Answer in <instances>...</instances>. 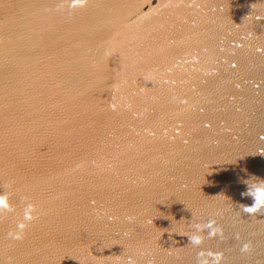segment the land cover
I'll return each mask as SVG.
<instances>
[{
	"label": "water",
	"instance_id": "water-1",
	"mask_svg": "<svg viewBox=\"0 0 264 264\" xmlns=\"http://www.w3.org/2000/svg\"><path fill=\"white\" fill-rule=\"evenodd\" d=\"M70 3L0 0V264H264V0Z\"/></svg>",
	"mask_w": 264,
	"mask_h": 264
},
{
	"label": "clouds",
	"instance_id": "clouds-1",
	"mask_svg": "<svg viewBox=\"0 0 264 264\" xmlns=\"http://www.w3.org/2000/svg\"><path fill=\"white\" fill-rule=\"evenodd\" d=\"M83 0H72V3L69 4V7H75L77 3H82ZM242 196H249L252 199V203L250 205H242V211L252 215L258 213L261 208H264V179L257 178L256 182H254L251 188L247 187L246 191L241 193ZM6 199V197H0V201ZM31 207V206H29ZM25 219H31V217L26 214ZM23 224H20L19 227H23ZM197 230H200V226L197 225ZM211 234V233H210ZM18 238V237H16ZM191 240L194 244H199L201 241V237L198 235H193ZM245 249L247 245L243 246Z\"/></svg>",
	"mask_w": 264,
	"mask_h": 264
}]
</instances>
